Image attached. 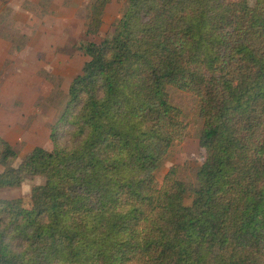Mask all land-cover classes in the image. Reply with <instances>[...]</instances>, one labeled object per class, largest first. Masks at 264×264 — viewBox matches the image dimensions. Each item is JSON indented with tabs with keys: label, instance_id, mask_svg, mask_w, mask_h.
<instances>
[{
	"label": "trees",
	"instance_id": "obj_1",
	"mask_svg": "<svg viewBox=\"0 0 264 264\" xmlns=\"http://www.w3.org/2000/svg\"><path fill=\"white\" fill-rule=\"evenodd\" d=\"M111 0H95L99 33ZM126 0L111 37L69 85L52 149L0 138V264H264V0ZM196 100L204 160L173 166ZM189 201V203H187Z\"/></svg>",
	"mask_w": 264,
	"mask_h": 264
},
{
	"label": "rangeland",
	"instance_id": "obj_2",
	"mask_svg": "<svg viewBox=\"0 0 264 264\" xmlns=\"http://www.w3.org/2000/svg\"><path fill=\"white\" fill-rule=\"evenodd\" d=\"M94 1L0 0V138L17 149L15 166L36 147L52 149L50 130L60 116L69 85L90 59L83 46L92 44L95 53L99 43L112 36L126 2L111 0L99 33L89 36L84 23ZM172 101L184 113L188 135L170 149L157 174L158 184L173 166L179 167L180 178L193 181L195 168L204 160L196 100L175 93ZM43 183L41 177H25L19 188L3 189L0 198H20L28 208L32 188Z\"/></svg>",
	"mask_w": 264,
	"mask_h": 264
},
{
	"label": "crops",
	"instance_id": "obj_3",
	"mask_svg": "<svg viewBox=\"0 0 264 264\" xmlns=\"http://www.w3.org/2000/svg\"><path fill=\"white\" fill-rule=\"evenodd\" d=\"M22 1H25V0H22ZM26 1H29V2H31V3H33V2L36 3V0H26ZM18 7H19V9L22 8L20 5H19Z\"/></svg>",
	"mask_w": 264,
	"mask_h": 264
}]
</instances>
